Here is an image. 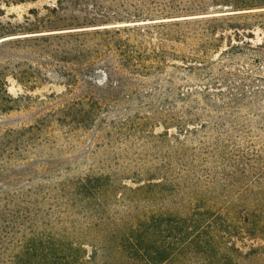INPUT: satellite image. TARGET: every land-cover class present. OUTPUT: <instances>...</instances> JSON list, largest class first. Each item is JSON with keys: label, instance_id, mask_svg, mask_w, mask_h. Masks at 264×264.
<instances>
[{"label": "rangeland", "instance_id": "obj_1", "mask_svg": "<svg viewBox=\"0 0 264 264\" xmlns=\"http://www.w3.org/2000/svg\"><path fill=\"white\" fill-rule=\"evenodd\" d=\"M221 3L0 0V28L10 23L20 36L29 34L25 27L39 31L35 34L95 25L151 30L156 18L191 21L231 10ZM251 11L230 20L249 26L240 35L233 29L218 34L221 48L211 49L200 67L169 58L145 75L114 67L111 82L100 69L69 86L52 67H42L47 80L34 88L8 75V92L24 97L14 109L0 110V198L14 203L0 210L6 246L18 248L34 234L50 246L81 241L90 253L96 243L78 238L77 231H102V217L117 219L136 211L135 205L151 207L148 195L131 189L172 175L183 192L172 194L174 201L225 213H264V7ZM230 42L233 47L225 51ZM146 44L157 40L150 37ZM166 45L178 55L200 49L194 39ZM18 55H0V65L12 67L21 57L30 61L24 52ZM106 97L115 102L94 117L78 113L82 100ZM88 173L111 177L112 187L100 197L80 196L76 181ZM244 241L235 239L242 250L260 240Z\"/></svg>", "mask_w": 264, "mask_h": 264}, {"label": "trees", "instance_id": "obj_2", "mask_svg": "<svg viewBox=\"0 0 264 264\" xmlns=\"http://www.w3.org/2000/svg\"><path fill=\"white\" fill-rule=\"evenodd\" d=\"M221 2L231 5V10L204 13L200 19L191 21L175 16L171 19L156 18L152 21L155 25H149L151 30L145 27L110 29L95 25L79 30L63 28L61 32L35 34L39 31L25 27L29 34L20 36L17 33L20 30L9 23L10 27L0 28V55L17 59L22 51L30 61L21 57L23 59L15 61L12 67L10 64L0 65V110L14 109L24 97H14L8 92V75H12L24 87L34 88L47 80L42 67H52L58 76L66 79V86L75 84L80 77H90L100 69L104 71L105 79L112 82L114 67L145 75L164 67L169 58H182L183 62L188 61L185 62L188 67H200L197 63L203 64L201 60L207 57L211 49L221 48L217 41L220 39L217 38L218 34L222 36L233 29L240 35L239 31L249 26L243 21L232 23L230 20H242L252 15L251 10L264 7V0ZM150 37L156 38V45L146 44ZM189 39L198 42L200 48L190 47L191 54L178 55L174 47L166 45L170 42L185 43ZM231 47L233 44L230 42L225 51ZM109 60L117 65H111ZM102 63H105V67L97 68ZM114 99L82 100L77 111L94 117L100 110L113 104ZM118 133H121L120 128ZM162 179L165 182H149L131 189L134 193L141 191L148 195L151 207L139 208V205H135L134 208H138L136 211L117 219L109 215L99 217L97 219L101 218L104 224L98 227L102 231H77L78 238H90L96 243L92 244L90 253L81 241L50 246L44 243L42 235L34 234L18 248L7 247L3 241L8 234L5 232L0 233V264H264V213H257L256 210L225 213L208 205L174 201L172 194L182 192L177 184L178 179L173 175ZM112 182L111 177H105L102 173H88L80 177L76 184L81 190L80 196L89 199L88 193L100 197L109 190V186L112 187ZM158 195L163 200L160 201ZM11 206H14L13 201L1 202L0 198V210H11ZM236 238L242 239V242L245 239L260 241L242 250L236 245Z\"/></svg>", "mask_w": 264, "mask_h": 264}]
</instances>
